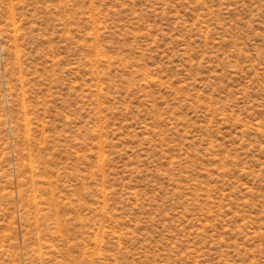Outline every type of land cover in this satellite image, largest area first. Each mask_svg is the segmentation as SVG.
Segmentation results:
<instances>
[{
	"label": "rangeland",
	"instance_id": "obj_1",
	"mask_svg": "<svg viewBox=\"0 0 264 264\" xmlns=\"http://www.w3.org/2000/svg\"><path fill=\"white\" fill-rule=\"evenodd\" d=\"M0 264H264V0H0Z\"/></svg>",
	"mask_w": 264,
	"mask_h": 264
}]
</instances>
